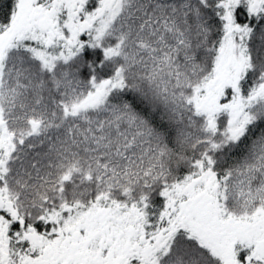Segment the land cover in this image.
<instances>
[{
	"label": "snow or ice",
	"instance_id": "snow-or-ice-1",
	"mask_svg": "<svg viewBox=\"0 0 264 264\" xmlns=\"http://www.w3.org/2000/svg\"><path fill=\"white\" fill-rule=\"evenodd\" d=\"M0 264H264V0H0Z\"/></svg>",
	"mask_w": 264,
	"mask_h": 264
}]
</instances>
